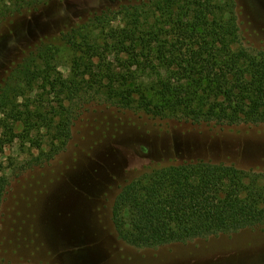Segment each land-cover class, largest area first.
<instances>
[{
	"label": "trees",
	"instance_id": "1",
	"mask_svg": "<svg viewBox=\"0 0 264 264\" xmlns=\"http://www.w3.org/2000/svg\"><path fill=\"white\" fill-rule=\"evenodd\" d=\"M54 1L0 0V37L27 38L30 30L18 21L35 18ZM59 44L75 51V73L66 95L44 117L25 102L39 79L53 74ZM109 50L125 57L123 74L95 62ZM6 66L0 129L20 123L26 133L34 127L52 131L49 149L32 164L53 159L76 111L94 102L192 124H264V49L242 43L235 0H138L108 7L40 38ZM100 71L106 74L99 77ZM2 170L0 163V204L8 185ZM111 221L119 240L141 249L264 227V173L205 161L155 168L120 190Z\"/></svg>",
	"mask_w": 264,
	"mask_h": 264
},
{
	"label": "rangeland",
	"instance_id": "2",
	"mask_svg": "<svg viewBox=\"0 0 264 264\" xmlns=\"http://www.w3.org/2000/svg\"><path fill=\"white\" fill-rule=\"evenodd\" d=\"M137 1L58 0L19 20L30 31L18 41L0 37V80L6 65L40 38ZM235 1L242 43L264 49V0ZM75 57L71 47L58 45L53 74L40 78L25 102L31 112L50 117L67 93ZM122 59L109 50L95 62L123 74ZM24 127L0 129L8 181L0 204V264H264V227L141 249L119 240L111 221L120 190L155 168L205 161L264 173V124H192L94 102L76 111L63 149L39 165L32 159L49 149L52 131Z\"/></svg>",
	"mask_w": 264,
	"mask_h": 264
}]
</instances>
